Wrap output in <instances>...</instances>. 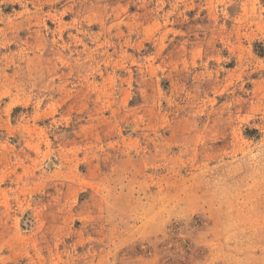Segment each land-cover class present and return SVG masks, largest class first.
Segmentation results:
<instances>
[{
	"label": "rangeland",
	"instance_id": "374dc122",
	"mask_svg": "<svg viewBox=\"0 0 264 264\" xmlns=\"http://www.w3.org/2000/svg\"><path fill=\"white\" fill-rule=\"evenodd\" d=\"M0 264H264V0H0Z\"/></svg>",
	"mask_w": 264,
	"mask_h": 264
}]
</instances>
